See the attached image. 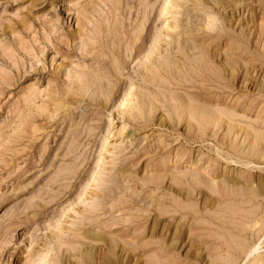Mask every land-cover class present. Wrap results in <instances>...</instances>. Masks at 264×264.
<instances>
[{
	"label": "rangeland",
	"instance_id": "rangeland-1",
	"mask_svg": "<svg viewBox=\"0 0 264 264\" xmlns=\"http://www.w3.org/2000/svg\"><path fill=\"white\" fill-rule=\"evenodd\" d=\"M0 264H264V0H0Z\"/></svg>",
	"mask_w": 264,
	"mask_h": 264
}]
</instances>
